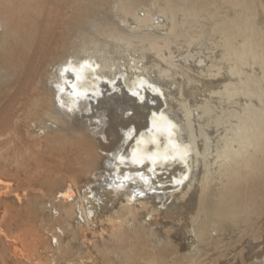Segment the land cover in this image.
Segmentation results:
<instances>
[{
  "label": "bare ground",
  "instance_id": "bare-ground-1",
  "mask_svg": "<svg viewBox=\"0 0 264 264\" xmlns=\"http://www.w3.org/2000/svg\"><path fill=\"white\" fill-rule=\"evenodd\" d=\"M109 1L0 0V72L17 61L30 68L24 94L51 121L43 128L61 126L47 143L69 176L44 188L58 189L43 207L49 243L11 218L22 229L6 244L12 261L62 264L64 249L85 255L75 264H95L84 261L91 245L104 264H264V0H116L127 26L170 36L137 49L114 31L127 46L120 56L93 37L69 44L70 30L105 24L98 7ZM182 36H211L218 54L191 68L165 53ZM57 49L61 59L39 80L35 70ZM149 51L161 63H148ZM70 115L86 120L89 136L65 135ZM13 199L37 215L36 197ZM144 240L157 247L148 260L135 256Z\"/></svg>",
  "mask_w": 264,
  "mask_h": 264
},
{
  "label": "rangeland",
  "instance_id": "rangeland-1",
  "mask_svg": "<svg viewBox=\"0 0 264 264\" xmlns=\"http://www.w3.org/2000/svg\"><path fill=\"white\" fill-rule=\"evenodd\" d=\"M156 1L158 0H147L143 5L144 7L142 6L141 8H147L149 4H152ZM116 2V0H110L108 3H104L100 7H98L99 13H101L105 17L103 18V21L106 25L103 24V26L89 27L84 32L70 30V32H68L66 36L69 44H78L85 37H93L99 43H104L105 45H107V51L112 55L116 56L119 54L118 56H120L122 54H127V46L124 47L123 45H120V41L111 39L110 36L114 31H124L125 34L131 36L134 42V46L137 47V49L144 46L145 44H149V41L151 39H159L157 41L160 43L161 40H164L170 36V33H167V31L160 30L159 32L158 29L155 30L148 27H144L142 29H136L135 27L130 28V26H127L121 21V18L117 13L118 4ZM152 9L153 11L155 10V8ZM144 15L145 13H142L141 16L144 17ZM66 22L74 23L75 16H73L72 18H67ZM156 23L163 24L164 20L162 19L160 21H157ZM188 27L199 34L204 31L207 32L211 26H203V28L202 26ZM1 29L2 28L0 27V31ZM177 35L180 36L179 32L177 33ZM212 39L213 37L210 36L205 39H195L191 42L187 38L182 36L179 37L175 45L170 47V50H165V53L168 54L169 52H172L175 56H179L176 59L177 61H182L183 54L189 61L188 65L191 66V68H197L200 61L209 60L210 55L213 51H215L214 55L218 54V51L214 49ZM61 57V50H54V52L50 53L48 61L40 63L38 65L34 75L39 80H42L47 71L50 69V65L55 64L61 59ZM146 57L148 63H153L154 61L161 63L160 59L153 51L147 52ZM0 66H4V64L0 63ZM29 70L30 68L23 66V64H21V61H17L11 62L9 71L0 72V180L5 182L0 187V193L8 196H10L11 194L10 198L8 196H5L4 198L0 197V232L1 230H4L7 233V238L3 237L2 243L0 241V264H15L12 261L13 253L8 246V239L19 237L20 234H22V229L17 230L18 225H16V223L14 224V221H11V218L13 216L16 217V221L19 222V226L21 223L27 226L28 222L31 223L29 225L35 227L37 229V232L42 236L40 241L44 240L49 243L48 240L43 236L44 229L46 228L44 218L45 216H47V214H43V207L47 201L51 200V198L54 197L58 189L56 190V192L51 194L46 191V197L44 196V194L46 193L44 188H47V182L53 181L58 182L59 184L60 182L65 180L64 178L69 177L67 176L66 172L61 171L58 165L60 164V157L58 156V154L56 155V152L50 151L47 143V140L51 135H55L56 133L64 134V132L60 128L61 126L58 124H52V126L48 127V129L43 128L44 124L50 125L51 121H49V119H44L41 109L26 97V93L24 94L27 71ZM67 121L70 125L68 129L71 130L67 131L68 129H65V135L67 134L68 137L72 138V136L74 135H81V132L83 135H90H88V130L90 128L92 129V127L88 129L89 124L85 122V119H82L81 115H70L69 120L67 119ZM8 182H10V188L7 187ZM56 188H62L61 183ZM13 192H15V194H18V192L19 194L21 193V195L23 196V202L26 201V199L29 197H36L41 203L38 206V211L36 210L37 215L34 212H29L24 204H18L16 200L13 199L15 195ZM28 194L31 196H29ZM38 194L41 195L39 196ZM27 226L24 227L27 228ZM40 241L37 240V242ZM153 242V240H150V242L149 240L142 241L141 243L144 244L145 252H141L140 254H137L135 252L136 258L138 259L141 257V259L145 258L146 260H148L151 256L150 254L153 253V246L156 247ZM7 243L8 245H6ZM99 243L103 244L105 243V240L100 237ZM53 245H56L55 240H53ZM85 247L83 248V250L87 256L84 261L89 260L90 257H93V262L95 264H104L101 256L97 255L96 252H94L95 249L93 248V246L85 245ZM39 248L40 247H38V249ZM240 248L241 246L239 245V250ZM19 249L20 251L22 250L26 257L29 258H31L30 256H32L33 259H38V255L42 256V251L40 249H37L33 253H30L27 248L21 245L19 246ZM235 249H238V246ZM113 250H115V248H112V251ZM82 256L85 257V255L68 253V251L63 249L60 252V262L62 264H75V261L82 260Z\"/></svg>",
  "mask_w": 264,
  "mask_h": 264
},
{
  "label": "water",
  "instance_id": "water-1",
  "mask_svg": "<svg viewBox=\"0 0 264 264\" xmlns=\"http://www.w3.org/2000/svg\"><path fill=\"white\" fill-rule=\"evenodd\" d=\"M250 264H258V262L253 261V262H251Z\"/></svg>",
  "mask_w": 264,
  "mask_h": 264
}]
</instances>
